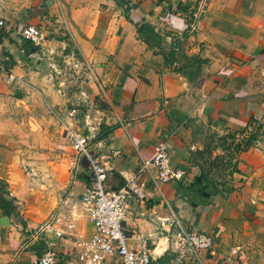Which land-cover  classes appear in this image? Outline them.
Returning <instances> with one entry per match:
<instances>
[{
	"label": "crops",
	"instance_id": "obj_1",
	"mask_svg": "<svg viewBox=\"0 0 264 264\" xmlns=\"http://www.w3.org/2000/svg\"><path fill=\"white\" fill-rule=\"evenodd\" d=\"M196 2L203 10L192 31L188 21ZM0 19L5 26L0 55L14 84L37 90L56 110L68 107L59 91L63 81L52 75L53 59L72 51L86 64L73 79L79 82L71 103L78 111L74 127L90 138L108 188L119 189L133 176L144 190L141 199L126 198L122 226L130 248L133 231L157 234L153 264H175L171 235L181 229L213 235V247L199 264H264V144L259 138L234 153L213 136L237 137L253 120L264 124V0H0ZM144 23L159 37L151 45L136 32ZM26 24L47 32L44 49H54L49 57L36 48L34 57L52 64L44 74L27 63L25 51L33 45L20 35ZM0 81L6 82L2 73ZM164 139L182 177L161 184L141 163ZM208 146L207 160L223 156L226 163L232 152L236 165L230 173L220 161L211 168L217 193L199 167V152ZM80 168L57 205L75 229L35 241L11 233L6 264H34L36 253L49 249L56 251V264L77 263L78 244L93 232L80 211L89 186L86 164L80 162ZM52 208L25 214L26 231L35 233ZM6 221L0 216L1 225ZM104 262L113 264L110 258Z\"/></svg>",
	"mask_w": 264,
	"mask_h": 264
},
{
	"label": "built area",
	"instance_id": "obj_2",
	"mask_svg": "<svg viewBox=\"0 0 264 264\" xmlns=\"http://www.w3.org/2000/svg\"><path fill=\"white\" fill-rule=\"evenodd\" d=\"M202 10L203 3L198 4L189 20L190 30L194 31L196 29ZM4 28V22L0 19V38ZM20 35L24 41L31 43L33 47L42 51V55L49 57L53 55V48L44 49L48 35L42 28L26 24L21 28ZM3 61L4 59L0 55V73L5 75L8 83H11L15 81L16 77L7 72ZM61 62L71 72L73 79L80 78L86 66L72 51L64 53L61 56ZM77 115L78 111L75 107L67 108L58 113L68 143L77 155V159L71 161V169L74 172L80 162H84L89 183L80 199V211L87 222L93 226V232L88 239L78 244L76 264H104L106 258H110L113 264H153L150 253L154 241L158 239L157 234L144 235L140 230L133 231L132 236L135 239V246L130 248L127 244V235L122 226L126 210V198L130 194L140 199L143 198V187L132 176L129 180H125V184L121 188L116 190L108 188L105 166L90 151L88 139L79 134L73 126ZM67 119L73 121V123L67 124L64 122ZM141 164L142 169L152 168L154 172L153 181L161 184L182 177L181 169L175 168L171 164L170 149L168 141L165 139L158 141L153 146L151 156L144 159ZM72 229H75V223L72 219L55 209L37 229L33 239L36 240L37 236L47 234L54 238H60L64 236L66 231ZM171 236L176 239L177 243L173 257L175 264H199L200 255L210 250L214 244L211 233L179 229L174 231ZM164 238L166 241L170 239L169 236ZM55 261L56 251L49 249L44 251L34 264H56Z\"/></svg>",
	"mask_w": 264,
	"mask_h": 264
},
{
	"label": "rangeland",
	"instance_id": "obj_3",
	"mask_svg": "<svg viewBox=\"0 0 264 264\" xmlns=\"http://www.w3.org/2000/svg\"><path fill=\"white\" fill-rule=\"evenodd\" d=\"M53 62L56 82L72 77L60 60L54 58ZM0 82V179L8 186L7 198L14 197L18 207L16 216L7 218L5 225L0 224V264H6L11 233L17 231L26 240H34L33 230L26 231L25 214L37 216L52 206L51 214L57 209L71 184V161L77 155L58 118L62 110L47 104L37 90L17 88L14 81ZM14 90L21 91L16 94ZM257 134L264 144V133L259 130ZM78 169L81 170L80 164ZM41 237L44 235L36 240Z\"/></svg>",
	"mask_w": 264,
	"mask_h": 264
},
{
	"label": "trees",
	"instance_id": "obj_4",
	"mask_svg": "<svg viewBox=\"0 0 264 264\" xmlns=\"http://www.w3.org/2000/svg\"><path fill=\"white\" fill-rule=\"evenodd\" d=\"M191 4V3H190ZM121 5H124V2H121ZM194 10L198 7V2L192 5ZM192 10V11H194ZM194 13V12H193ZM193 15V14H191ZM192 17V16H191ZM189 22V21H188ZM136 32L138 35V38L145 42L148 45L152 44V41L159 39L157 34H155L154 29L149 24H138L136 28ZM34 50L31 51L30 48L27 47V51H25V57L27 60V63L33 68L34 71L39 72L40 74H44L47 70V68L51 67L50 60L48 59H42L34 57V53L36 51V48H33ZM169 57V56H168ZM166 61V60H165ZM5 63V61H3ZM63 84L59 87V91L62 95V97L65 99V104H67L68 108L73 107L72 100L73 96L77 92L79 88V82L73 80L72 77H64L63 78ZM253 124L249 129L245 127L241 132L238 133V136L236 137L235 133L227 132L224 135L217 136L213 135L215 139L219 141L220 146H227L228 148L231 147L234 153H238L244 150H247L250 146L254 145L256 141L259 139L257 132L261 130V133H264V124L258 123L255 120H253ZM249 131V132H248ZM211 154L210 147L208 146L203 152H199L200 160L202 163L199 164V167L201 168V172L203 175V179H205V182L212 187V191L214 193L219 192L217 188L216 182H213L209 178V174L211 171V168L214 166L219 165L218 161L221 162L223 168L226 164V168L228 173H230L231 170L235 169L236 165L231 163L232 158V152L229 153L228 158L225 159L226 163H224L223 156H216L214 157V160L211 159L207 160L206 156L209 157ZM8 186L4 181L0 179V216L11 218L12 216L17 215V204L15 203L14 197H8L9 192L7 191ZM37 257L41 255V252L36 253Z\"/></svg>",
	"mask_w": 264,
	"mask_h": 264
},
{
	"label": "water",
	"instance_id": "obj_5",
	"mask_svg": "<svg viewBox=\"0 0 264 264\" xmlns=\"http://www.w3.org/2000/svg\"><path fill=\"white\" fill-rule=\"evenodd\" d=\"M34 50L33 47L31 48V51Z\"/></svg>",
	"mask_w": 264,
	"mask_h": 264
}]
</instances>
